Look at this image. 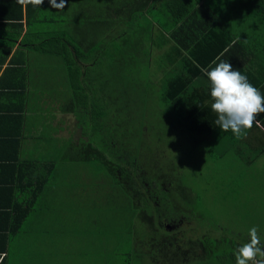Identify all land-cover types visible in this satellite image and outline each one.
<instances>
[{
    "label": "trees",
    "instance_id": "1",
    "mask_svg": "<svg viewBox=\"0 0 264 264\" xmlns=\"http://www.w3.org/2000/svg\"><path fill=\"white\" fill-rule=\"evenodd\" d=\"M47 1L44 0L41 7ZM127 2L132 6L136 4V7L125 8L122 12L116 11L117 14H89L90 19H95L101 27H96V33L106 29V19V23L112 25L108 32L105 31L107 44L110 37L119 36L120 31L121 36L126 34V29H118V26L128 22L132 26V20L129 21L127 14L130 17L139 14L136 17L140 16L138 19L133 17L135 20H139L143 14H149L154 19L157 17L153 24H157L162 35L155 42L156 47L164 49L160 54V66L165 69L161 79L163 91L160 101L165 119L180 135L186 134L194 145L205 144L211 156L218 159L233 155L244 164L235 166L238 170L245 166L246 176H259L256 173L261 165L259 160L264 157V113L257 116L258 124L254 122L252 129L247 131L242 139H236L231 130L221 131L214 123L217 116L211 110L210 85L201 69L210 70L215 66L213 61H229L233 68L246 75L249 82L264 96V0ZM41 7L32 8L39 11ZM30 9L31 7H27V13ZM116 29L118 30L115 34L110 33ZM74 30L83 33L79 23H76ZM85 40L86 38H83L77 43L83 44ZM103 41L97 47L95 43L92 45L88 42L84 47L74 44L72 47L69 45V48L60 47L54 50L48 47V54H56L64 59L73 89L72 94H63V98L58 99L57 107L63 112L74 113L76 116L78 114L79 119L87 116L93 121V130L100 135L107 127L122 125L125 130L123 137H127V143L131 136H134L133 130H129L134 117L123 116L118 123L119 111H110L113 100L97 97V94L101 96L105 90H109L111 81L108 79L107 83H104L101 77L97 76L96 81L101 82L96 85L97 88L92 83L94 76L91 82L88 81L91 74L87 64L97 63L95 61ZM41 49V45L35 47V50ZM151 51L152 49L149 50L148 56ZM11 63H15V59L12 58ZM29 71L27 67L26 80L20 81V86L15 83L4 87L7 93H12L10 101H0V143L4 144V150L7 152L3 156L5 159L0 162V264L8 263V240L21 230L30 215L32 205L49 183L50 173L56 168V161L28 159L22 156L26 113L31 102ZM50 98L43 97L41 107L37 106L39 102H36L35 107L50 110L54 106H48L51 104ZM126 107L127 104L123 106L124 109ZM77 121L79 122L78 119ZM77 126L79 127L78 123ZM82 130L83 128L79 127V130L69 132L72 133L69 135V149L73 148V144H79V138H86ZM140 132L142 137L145 132L143 126L139 134ZM121 141L116 132H110L105 143L106 153L93 142L86 141L87 143L78 150V155L84 162H104L117 175L115 183H121L123 188L125 183L128 184L124 190L130 193L128 196L131 198L124 199L123 205L130 209L131 219L141 224L143 230L139 232L137 226L136 232H131L135 235V254L143 261L150 258L153 261L159 260L160 264H181V260H186V263L203 260L205 264H235L236 250L249 242L250 237L246 236L243 242L230 241L227 237L214 238L206 228L201 234L194 223L197 217H200L198 210L192 211V208L186 207L193 203L189 189L171 177L175 167L170 166L168 172V166L164 169L156 162L139 160L136 161L138 167L131 168L136 158L124 149L127 146ZM132 158H135L132 162L126 161ZM151 165L153 169L149 170ZM161 169L163 173L160 172ZM261 188L264 190V184ZM182 200L187 204L181 203ZM192 216L194 222H191ZM166 222L171 227L174 224L178 226L175 225L174 230L170 231L169 226L166 228ZM189 224L192 225L189 227Z\"/></svg>",
    "mask_w": 264,
    "mask_h": 264
},
{
    "label": "rangeland",
    "instance_id": "2",
    "mask_svg": "<svg viewBox=\"0 0 264 264\" xmlns=\"http://www.w3.org/2000/svg\"><path fill=\"white\" fill-rule=\"evenodd\" d=\"M131 6L127 0L76 1L73 14L63 17L65 22L59 21L62 15L54 14L55 28L51 34L56 36L61 29L70 30L80 20L83 33L76 30L70 35L74 45L83 38L90 42L102 41L106 39V33H96V27H101L95 19H90L89 14H117L116 11L122 12ZM133 6L136 7V4ZM83 7L89 9L87 14L81 13ZM137 15H131V18L127 14L132 26L129 22L118 26V29H126L124 36L120 31L119 36H111L107 44L102 42L95 61L97 63L90 62L91 77L88 80L91 82L94 76L92 83L95 88L101 84L96 81L97 76L104 83L108 79L111 81L109 90H105L101 96L97 94V97L113 100L110 111H119L118 123L123 116L134 117L129 127L134 136L126 143L122 125L107 127L100 135L93 130L91 119L87 116L79 119L78 114L72 113L56 114L49 125V114L54 112V106L47 111L36 109L39 110L36 112L38 116L33 118L37 117V122L31 119L26 128L28 135L39 137L33 152L44 161H56V168L50 173L49 183L32 205L20 232L13 236V264H20V236L27 240V254H36L32 258L35 264H160L159 260L154 262L150 258L148 261L141 260L133 250L135 235L131 232H136L137 226L139 232L143 230L141 224L131 219L130 209L123 205L124 199L131 198L128 196L130 193L124 190L128 184L125 183L123 188L121 183H115L117 175L104 162H84L78 155V150L86 141L93 142L106 153L105 143L110 132H116L117 138L127 146L124 149L136 158L127 162L133 159L135 163L139 160L156 162L164 169L168 166V172L170 166L175 167L171 172L173 175L169 173V176L189 189L193 203L186 207L192 208V211L198 210L200 217L194 222L192 216L191 222L198 226L201 234L206 228L211 237H227L230 241L243 242L246 236L249 237V230L256 227L264 243V190L261 188L264 184V157L259 160L261 165L256 172L259 176H246L247 167L240 170L235 167L244 165L237 157L229 154L216 159L210 155L205 144L194 145L186 134L180 135L175 128H171L163 115L160 101L163 91L161 79L165 69L160 66V54L164 49L157 48L155 44L162 36L157 24H153L157 17L154 19L149 14H143L139 20L133 19ZM104 20L106 29L102 26L103 31L108 32L112 25ZM64 23L67 24L63 26ZM118 29L110 33L115 34ZM150 49L152 51L148 56ZM44 55L48 60H53V65L47 66L48 72L34 65L36 73L46 74L43 88L34 86V89L38 97H54L49 101L50 107L56 102L55 98L70 95L73 89L64 59L55 54L54 57L53 54ZM33 61L35 64V54ZM35 74L32 73V76ZM77 123L83 128L86 138H79V144H73V148L69 149V138L62 141V135H71L69 131L79 130ZM142 126L145 132L141 137L139 130ZM31 127L35 134L31 133ZM153 165L149 166V170L153 169ZM160 172L164 171L161 169ZM181 203L187 204L183 200ZM46 256L55 257L50 263L46 261ZM181 264L205 263L203 260L188 263L181 260Z\"/></svg>",
    "mask_w": 264,
    "mask_h": 264
},
{
    "label": "crops",
    "instance_id": "3",
    "mask_svg": "<svg viewBox=\"0 0 264 264\" xmlns=\"http://www.w3.org/2000/svg\"><path fill=\"white\" fill-rule=\"evenodd\" d=\"M77 1L82 2L83 0H64L65 6L62 9H57L51 7L49 4V0L46 2V4L40 8L39 11L34 10L32 5H27L28 8L31 7L30 10H28L27 13V7H22L20 4L17 3V0H0V80L2 81V88L0 89V101L1 102H9L10 101V94L7 93L5 90L6 87H9L12 84L19 85L20 81L26 80V68L29 67V85H30V93H31V102H30V109L26 113V127H25V136L22 144V156L24 158L28 159H39L37 155L34 154L33 149L35 148V145L37 144L39 137L36 135H28L27 134V123L31 119L36 120L37 117L33 118L37 115L36 109H40L42 105V101L44 100V96L38 97V95L35 92L34 86L38 88H43L44 79L46 77V74L43 72L36 73L35 72V66L42 68L43 70L47 71V66L53 65V60H48L47 56L44 54L47 53L48 47L51 49H59L60 47H68L69 45L72 47L73 45V38L70 37V35L76 33V30L74 28L67 30V29H61L60 34L52 35L51 31L55 28L54 22L55 17L54 14H59L60 17L59 21H64L63 17H65L67 14H73L72 9L74 3ZM60 0H57V3H59ZM81 4V3H79ZM82 14H87L88 10L83 7ZM77 23L81 24L80 21ZM67 23H64L63 26H65ZM60 28V27H59ZM77 33H79L77 31ZM98 33H105V31ZM41 36H43L42 40H40ZM60 38V39H58ZM105 41V39H103ZM24 42V43H23ZM82 42V41H81ZM88 42L93 45L95 43L96 47L101 43L99 42H90L88 40H85L83 44L77 43L76 46L84 47V44ZM42 46L41 50H35V47ZM69 48V47H68ZM73 52H75L74 49H71ZM41 52V53H40ZM44 53V54H42ZM35 54V64L33 61V56ZM72 54V53H71ZM56 55V54H55ZM54 57V54H53ZM15 59V63H11V59ZM74 59V57L72 58ZM28 61V62H27ZM81 64V62H79ZM90 66V62L87 64V67ZM32 73L35 74L32 76ZM52 77L54 75L52 74ZM5 87V88H4ZM13 96V95H12ZM54 97H51L52 100ZM56 102L54 105V112L49 114L50 123L51 125V118H55L56 114L59 115L61 109L57 107L58 105V99L55 98ZM36 102H39L37 106L35 107ZM69 113V112H64ZM75 115L74 113H72ZM70 118L72 116H63ZM64 120V119H62ZM63 126H61V130ZM31 133H36L33 131V127L30 128ZM71 132V131H69ZM64 139L69 138L68 133H64L63 135ZM6 143V142H4ZM9 145L8 143H6ZM4 144L0 143V162L3 161V156L7 154V152L4 150ZM25 222V221H24ZM20 232V231H19ZM17 234V233H16ZM15 234V235H16ZM14 235V236H15ZM35 236V235H34ZM33 237V236H31ZM12 241L13 237L8 240V254L7 264H13L14 259V253L12 251ZM27 240L23 236H20V264H35L32 261V258L36 255L35 253L27 254V247H26ZM55 256H46V261H49L51 263L52 258ZM43 261V260H41Z\"/></svg>",
    "mask_w": 264,
    "mask_h": 264
},
{
    "label": "clouds",
    "instance_id": "4",
    "mask_svg": "<svg viewBox=\"0 0 264 264\" xmlns=\"http://www.w3.org/2000/svg\"><path fill=\"white\" fill-rule=\"evenodd\" d=\"M22 7L31 4L41 7L44 0H17ZM53 8L62 9L64 0H49ZM219 59V58H217ZM214 67L201 69L209 81L211 110L216 114L215 125L223 132L231 130L236 139H242L250 131L257 116L264 113V96L251 84L246 75L233 68L229 61L219 60ZM249 242L238 247L235 252V264H264V243L258 229L249 230Z\"/></svg>",
    "mask_w": 264,
    "mask_h": 264
},
{
    "label": "flooded vegetation",
    "instance_id": "5",
    "mask_svg": "<svg viewBox=\"0 0 264 264\" xmlns=\"http://www.w3.org/2000/svg\"><path fill=\"white\" fill-rule=\"evenodd\" d=\"M133 166H131V168H132ZM134 167H138V165L135 163V166ZM149 192H151V190H149ZM175 225H177V224H174L173 225V227H171L167 222H166V228H168V226H169V230L171 231V230H174V228H175ZM178 226V225H177Z\"/></svg>",
    "mask_w": 264,
    "mask_h": 264
}]
</instances>
